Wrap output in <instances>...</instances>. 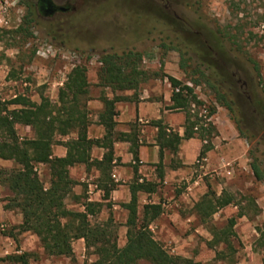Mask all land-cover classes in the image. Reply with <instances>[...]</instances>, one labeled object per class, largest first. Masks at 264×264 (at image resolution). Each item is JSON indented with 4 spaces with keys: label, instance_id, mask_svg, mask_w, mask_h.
Segmentation results:
<instances>
[{
    "label": "rangeland",
    "instance_id": "rangeland-1",
    "mask_svg": "<svg viewBox=\"0 0 264 264\" xmlns=\"http://www.w3.org/2000/svg\"><path fill=\"white\" fill-rule=\"evenodd\" d=\"M24 1L34 4L37 0H0L1 100L24 94L39 102L41 93L55 106L59 87L78 63L86 65L89 95L96 97L102 90L97 85L100 54L129 49L143 54L140 68L167 73L192 85L179 66L182 52H189L193 66L197 63L193 49L208 53L217 40L221 42L219 50L233 48L229 69L236 74L227 95L232 110L217 104L204 84L194 86L200 103L191 104V113H198L201 124L211 122L215 127L202 142L212 147L195 163L194 178L217 194L225 192L232 202L208 221L196 216L187 232L176 229V235L159 241L170 254L188 258L192 264H264V177L257 179L251 168L256 158L264 175V0H68L73 9L51 16L39 15L34 6L35 22L29 36L15 31L27 12ZM53 1L63 5L66 0ZM211 50L210 56L218 55ZM250 60L258 64L259 77ZM192 66L187 67L188 72ZM154 80L140 86H149ZM210 106H215V113L208 116ZM16 131L20 138L34 135L27 125L17 124ZM55 139L54 146H63L62 137L56 135ZM16 166L14 161L0 158V168ZM35 169L46 186L47 165L38 163ZM74 179L86 188L78 176ZM11 196L12 192L0 185V257L27 252L28 264H95L96 255L76 244L72 256H48L34 233L19 232L20 212L6 207ZM65 203L69 209L80 208L72 193ZM109 217L117 244L123 246L126 229L122 212L106 205L93 220L105 222ZM230 217L235 218L231 247L224 243L209 246L211 227L226 225ZM216 251L227 255L216 259ZM0 264L22 263L5 259ZM136 264L152 263L140 259Z\"/></svg>",
    "mask_w": 264,
    "mask_h": 264
},
{
    "label": "trees",
    "instance_id": "trees-1",
    "mask_svg": "<svg viewBox=\"0 0 264 264\" xmlns=\"http://www.w3.org/2000/svg\"><path fill=\"white\" fill-rule=\"evenodd\" d=\"M27 8L26 15L22 19V26L15 31L32 34L30 27L35 22L33 11L34 4L24 1ZM214 47L205 50L193 49L197 57V63L190 65L192 57L188 51L182 52L180 68L189 75L188 80L192 85L180 79L157 71H148L139 67L143 54L134 50H124L121 53L104 51L99 56L100 67L97 72V85L103 88L116 90H133L137 95L140 85L149 79L166 78L171 87V104L166 108L182 110L185 112V124L183 136L177 132L167 131L161 120L154 121L158 126L157 141L160 146L177 150L182 138H188L195 133L203 141L215 131L211 122L206 126L200 123L201 117L196 112L191 113V104H199L200 100L194 92V86L206 85L212 92L215 102L232 110V102L227 95L232 91L231 80L235 79L236 72H230L231 59L228 51H221V42L217 40ZM214 50L218 55L210 56ZM209 55V56H208ZM256 76H260L259 66L250 60ZM192 66L190 72L187 67ZM87 67L83 63L75 64L65 76L57 93V105L52 106L49 98L40 93V101L31 100L24 94H16L14 97L1 100L0 98V158L12 160L18 166L12 168H0V185H5L11 192L6 207L17 209L21 214V222L17 225L19 232L29 231L34 233L48 256H72V241L82 238L87 250L96 255L95 264H136L140 259L150 261L152 264H192L188 258L170 254L163 244L154 238L150 229L151 222L157 218L162 208L159 203H146L138 214L137 191L156 190L159 183L134 180L129 186L130 200L121 203L127 210L124 226L126 227V241L123 246H118L117 237L110 225L111 218L105 222L93 220V217L101 210L102 203L86 200L81 204L83 211L71 210L66 207L65 199L72 193L73 186L77 183L69 175V167L75 164H84L87 169L95 166L101 172L98 186L103 190V198L109 197L115 183L110 177L113 159V140H129L130 150L133 154L134 170L137 168L138 139L135 133H119L113 138L115 126V102L121 99L119 95L111 98L101 95L103 110L99 113L98 123L105 128V134L100 139H92L87 135V126L90 122L86 108L89 99V82L87 80ZM215 113V106H210L208 116ZM30 126L34 135L20 138L16 131V125ZM71 132L75 137L65 138ZM241 134V132H240ZM56 135L62 138L60 142L66 148L64 156H56L52 153V145ZM93 145H101L106 148L102 159L91 158L90 151ZM212 145L203 144L199 156H203ZM42 163L49 169V181L45 186L40 179L35 165ZM251 168L257 179L264 177L259 168L257 159L254 158ZM158 176L163 177L161 163L157 165ZM80 199V197H74ZM232 202L231 196L225 192L219 195L208 188L194 204L193 209L199 215L201 221H208L220 208ZM109 206V205H108ZM239 215L242 213L239 212ZM235 218L230 217L226 225L222 227L212 226L211 239L207 244L215 247L224 243L231 247V236ZM224 251H216V259L226 257ZM29 253H13L0 260L9 259L22 264H28Z\"/></svg>",
    "mask_w": 264,
    "mask_h": 264
},
{
    "label": "crops",
    "instance_id": "crops-1",
    "mask_svg": "<svg viewBox=\"0 0 264 264\" xmlns=\"http://www.w3.org/2000/svg\"><path fill=\"white\" fill-rule=\"evenodd\" d=\"M101 89L98 96L91 97L89 95L86 103L87 115L90 120L87 126L88 137L100 139L105 134L104 126L98 123L99 113L103 110V102L100 100V96L103 94L111 98L113 95H119L121 99L114 104L116 113L113 118L115 121L113 138L119 133L128 134L134 132L139 143V162L134 170V159L130 150L129 140H113L110 177L115 186L110 191L107 199L103 198V190L98 186L101 176L98 168L91 166L87 169L84 164L70 166V177L74 179L78 176L86 184V188H83L80 181H77L72 188L74 191V193L72 192L73 198L75 196L80 197L78 200L74 198L76 203L80 205V208L76 211L84 210L81 201H83V195H85L88 201L102 203L103 206L100 211H104L106 205H109L116 210V213L122 212L124 223L127 210L121 206V203L130 200V184L134 180L139 183L144 180L159 183L156 190L152 192L142 189L137 191L139 215L143 205L146 203H159L161 205V214L150 224L154 238L159 240L176 235V229L187 232L192 218L197 216L200 219L193 209L195 202L208 191L199 182L198 178H194L195 163L199 161L198 158L200 157L199 154L204 140L202 141L195 133L191 137L182 138L177 150L172 151L168 147H162L160 150L157 141L158 126L154 124V121L161 120L167 131L177 132L179 136H183L185 124L184 111L166 108L171 104V87L170 84H167V79H155L149 86H140L137 95L134 94L133 90H116L113 92L110 88L101 87ZM71 133L76 136L75 132ZM68 136L69 134L65 138H68ZM105 152V147L93 145L90 155L91 158L100 160ZM52 153L56 156H64L66 148L52 145ZM159 163H161L163 171L162 179L158 176L157 165ZM104 202L108 203L103 204ZM195 232H197V229H195ZM181 234L178 235L181 236ZM75 244L78 247L82 246L84 248L85 246L84 240L77 238L72 242L73 252Z\"/></svg>",
    "mask_w": 264,
    "mask_h": 264
},
{
    "label": "flooded vegetation",
    "instance_id": "flooded-vegetation-1",
    "mask_svg": "<svg viewBox=\"0 0 264 264\" xmlns=\"http://www.w3.org/2000/svg\"><path fill=\"white\" fill-rule=\"evenodd\" d=\"M34 6L39 15H53L57 11L67 12L73 9V5L70 1L66 0L63 5H57L53 0H37Z\"/></svg>",
    "mask_w": 264,
    "mask_h": 264
}]
</instances>
